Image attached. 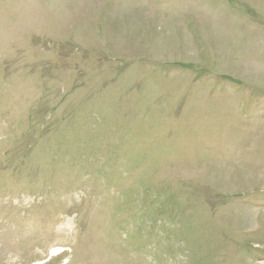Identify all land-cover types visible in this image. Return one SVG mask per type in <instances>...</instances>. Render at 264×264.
I'll use <instances>...</instances> for the list:
<instances>
[{"label": "rangeland", "instance_id": "rangeland-1", "mask_svg": "<svg viewBox=\"0 0 264 264\" xmlns=\"http://www.w3.org/2000/svg\"><path fill=\"white\" fill-rule=\"evenodd\" d=\"M0 264H264V0H0Z\"/></svg>", "mask_w": 264, "mask_h": 264}]
</instances>
